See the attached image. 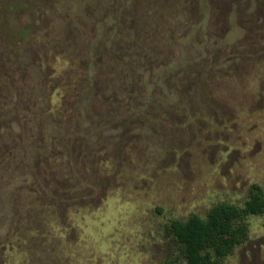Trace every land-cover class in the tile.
<instances>
[{
    "label": "rangeland",
    "instance_id": "374dc122",
    "mask_svg": "<svg viewBox=\"0 0 264 264\" xmlns=\"http://www.w3.org/2000/svg\"><path fill=\"white\" fill-rule=\"evenodd\" d=\"M253 183L264 0H0V264H164ZM249 223L225 264H264Z\"/></svg>",
    "mask_w": 264,
    "mask_h": 264
},
{
    "label": "trees",
    "instance_id": "16d2710c",
    "mask_svg": "<svg viewBox=\"0 0 264 264\" xmlns=\"http://www.w3.org/2000/svg\"><path fill=\"white\" fill-rule=\"evenodd\" d=\"M93 84L94 79H91L87 94ZM113 90L125 91L122 83L113 86ZM86 100H90L89 94ZM114 101H117V97H114ZM90 111L86 114L82 112L84 119L81 122H90ZM33 146L37 152L38 147ZM261 214H264V188L259 183H253L249 196L242 203L221 201L204 215L192 213L186 219H172L167 229L175 242L176 252L164 264H225V258L248 239L249 218Z\"/></svg>",
    "mask_w": 264,
    "mask_h": 264
}]
</instances>
